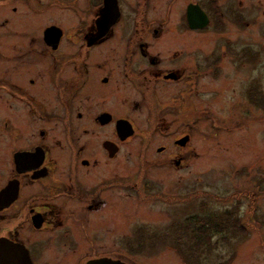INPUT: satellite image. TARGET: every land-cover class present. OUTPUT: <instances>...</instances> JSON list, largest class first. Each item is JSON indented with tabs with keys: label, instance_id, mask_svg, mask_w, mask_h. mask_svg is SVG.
<instances>
[{
	"label": "flooded vegetation",
	"instance_id": "obj_1",
	"mask_svg": "<svg viewBox=\"0 0 264 264\" xmlns=\"http://www.w3.org/2000/svg\"><path fill=\"white\" fill-rule=\"evenodd\" d=\"M234 4L223 10L216 0H170L165 17H159V0H0V239L22 246L32 264H53L51 258L44 259L43 245L32 240L37 234H53L49 237L57 244L68 245L55 248L62 251L56 254L64 255L59 264L100 259L134 264L127 245L110 252L108 247V253L99 255L98 239L91 234L99 226L91 222L106 201L105 193L118 190L123 199L131 197V175L112 170V179L104 176L108 168L100 167L96 158L101 152L86 155L80 134L100 128L112 133V142H93L108 149L112 159L117 156L115 137L127 142L134 129L115 112L116 89L134 92L138 99L126 106L121 103L120 108L152 110L146 120L149 139L144 133L140 138L145 163V150L159 131L154 88L159 74L167 71L159 45L179 37L190 41L213 25L221 31L223 18L229 15L242 27L246 17ZM170 14L177 15L175 20L170 21ZM179 58L176 52L171 59L178 63ZM219 62L217 57L206 63V72L215 71ZM180 65L173 67L179 70ZM165 73L164 80H178L177 72ZM119 121L131 127L125 139L117 131L125 122ZM184 137L189 140V135ZM20 227L31 237L21 240ZM74 232L82 247L71 240ZM210 232L194 237L198 246L184 240L169 249L180 264H227L211 239L205 240L212 237Z\"/></svg>",
	"mask_w": 264,
	"mask_h": 264
},
{
	"label": "rangeland",
	"instance_id": "obj_2",
	"mask_svg": "<svg viewBox=\"0 0 264 264\" xmlns=\"http://www.w3.org/2000/svg\"><path fill=\"white\" fill-rule=\"evenodd\" d=\"M216 1L223 10L235 3V9L240 8L246 17L243 26L229 15L223 18L221 31L213 25L190 41L180 37L159 41L163 42L159 48L167 71L160 68L164 72L154 88L159 131L153 133L145 150V163L141 161L144 149L140 138L144 133L149 139L146 120L152 110L120 108L121 103L126 106L138 99L134 92L128 95L116 89L115 112L131 121L134 129V136L127 142L115 137L120 151L117 156L112 159L108 149L95 147L93 142H112V133L101 128L95 133L93 127H84L92 130L80 134L86 155L92 156L88 152L93 150L101 152L96 158L100 167L108 168L104 176L112 179V170L121 172L119 175L130 174L134 188L126 199L118 190L117 194L105 193L106 201L99 205L100 212L91 222L93 227L99 225L91 230L98 239L99 255L108 253V247L110 252L127 245L134 264H180L169 247L178 242L179 236L190 243L189 230L183 226H196L197 219H202L207 226L220 227L225 221L233 224L238 219L243 227L238 236L232 235L234 228L229 225L221 232L209 230L210 244L227 264H264V0ZM169 2L159 0V17H165ZM175 17L170 14V21ZM176 52L180 55L179 70L173 67L178 63L171 59ZM217 57L218 68L206 72V63ZM169 71L178 73L177 81L162 78ZM252 88L262 100L259 107L247 98ZM99 104L96 101L101 112ZM186 134V145L177 146L175 140ZM100 175L103 178L102 171ZM19 231L24 241L32 235L25 227ZM164 233L168 235L164 237ZM52 235L37 234L32 240L43 245L47 254L44 259L59 264L64 255L56 254L62 251L55 252V248L68 245L57 244L49 237ZM77 238L74 232L71 240L80 247L81 239L78 242Z\"/></svg>",
	"mask_w": 264,
	"mask_h": 264
},
{
	"label": "water",
	"instance_id": "obj_3",
	"mask_svg": "<svg viewBox=\"0 0 264 264\" xmlns=\"http://www.w3.org/2000/svg\"><path fill=\"white\" fill-rule=\"evenodd\" d=\"M198 11L199 13L202 14V11L200 9H198ZM205 23H207V20H205ZM120 122H125V121H119L118 123ZM119 125L120 126L117 127L118 134L121 139H125L131 134L132 132L131 127L127 122ZM187 141H188V137H184L181 140L177 141L176 143L180 146H184L187 143ZM0 263L32 264L28 253L22 246L14 244L6 239H0ZM109 263H111V261L107 259H100L91 262V264H109ZM116 263H120V262H116Z\"/></svg>",
	"mask_w": 264,
	"mask_h": 264
},
{
	"label": "trees",
	"instance_id": "obj_4",
	"mask_svg": "<svg viewBox=\"0 0 264 264\" xmlns=\"http://www.w3.org/2000/svg\"><path fill=\"white\" fill-rule=\"evenodd\" d=\"M248 100L250 102H252V105L253 106H257L259 107L260 106V103L259 102H262V100L259 99L258 97V91L256 88H252L251 90H248ZM233 224L231 223H228L227 221H225L220 227H217V226H214V225H210V221L207 222V224H209L210 226H207L204 221L202 219H197L196 221V226H183L184 230L185 229H188L189 231V235H187V239L189 241H193L194 242L191 244V245H194V246H198L199 243L197 242V240L194 238V237H197L199 235H205V233H207L209 230H213V231H216V232H221V231H224L226 230V226L229 225V226H232L234 228V231L232 233L233 236H238L241 232V230H243V227L240 225V221L238 219L232 221ZM186 232V233H188ZM211 238L208 236L205 240L208 242ZM178 241H182L181 240V237H178ZM166 242V241H164ZM191 243V242H190Z\"/></svg>",
	"mask_w": 264,
	"mask_h": 264
}]
</instances>
